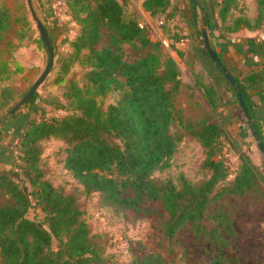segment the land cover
Returning a JSON list of instances; mask_svg holds the SVG:
<instances>
[{
  "label": "trees",
  "instance_id": "trees-1",
  "mask_svg": "<svg viewBox=\"0 0 264 264\" xmlns=\"http://www.w3.org/2000/svg\"><path fill=\"white\" fill-rule=\"evenodd\" d=\"M38 1L47 6L51 0ZM63 2L77 27L75 35L64 42L71 50L55 51V56L66 54L57 63L59 76L52 82L61 86L63 93L60 97L38 100L33 106L19 135L15 156L17 170L31 190L22 189L9 171L0 172V192L8 198L0 205V264H122L117 258L119 254L116 258L105 254L100 236L91 234L77 198L44 179L39 155L42 142L51 137L66 145L65 168L84 194L97 193L110 207L132 211H138L145 200L160 201L166 215L161 223L162 241L168 252L173 250L177 231L186 223L195 234H203L211 246L222 248L226 244L223 233H232V226L223 213L213 214L208 206L224 195L240 196L258 189L260 184L264 185V174L237 144V162L232 171L223 158L222 140L232 139L229 127L233 118L229 110L222 108L223 97L218 87L194 74L193 88L200 90L208 109L203 118L184 117L174 105L182 86L176 62L170 56L160 55V43L149 38L146 28L125 11L121 0ZM214 3L185 0L186 10L179 17L189 24L193 36L202 37L201 30L195 28L197 9L202 14V27L210 31L217 19L213 10L216 8L218 18L224 20L236 0ZM141 6L151 16L175 15L169 10L173 0H141ZM19 19L22 18L12 16L0 4V43L10 25ZM263 25L264 0H257L255 18L251 21L246 16L237 17L231 32H257ZM104 31L108 35L107 45L100 47ZM48 35L52 45L54 38L49 32ZM180 36L172 37L177 42ZM122 44L147 52L127 61ZM83 51L87 84L81 87L67 74ZM202 51L213 63L204 45ZM7 65L0 58V74ZM13 70L22 73L24 69L15 64ZM234 79L252 126L264 145L263 131L252 114L253 95L259 104H264L263 77L252 71ZM228 86L238 104L236 92L229 83ZM112 91H118V98L103 110L96 96ZM37 99L35 92L27 104H34ZM20 113L21 109L4 121ZM1 131L0 151L4 149ZM184 138L196 141L202 148L201 179L191 183L180 175L174 183L155 178V172L169 167L178 143ZM106 171H114L115 177L104 175ZM126 190H131L132 195L123 197L121 192ZM31 206L44 213L42 223L27 216ZM53 239L57 241L56 249L52 248ZM130 264L170 263L160 253L151 252ZM209 264H229V260L221 254L211 257Z\"/></svg>",
  "mask_w": 264,
  "mask_h": 264
},
{
  "label": "rangeland",
  "instance_id": "rangeland-1",
  "mask_svg": "<svg viewBox=\"0 0 264 264\" xmlns=\"http://www.w3.org/2000/svg\"><path fill=\"white\" fill-rule=\"evenodd\" d=\"M31 1L38 18L54 38L53 65L45 80L36 89L38 98L36 102L23 106L17 117L0 121L4 144V149L0 151V172L12 173V178L26 191L31 190L30 186L17 170L15 161L19 135L26 124V117L31 114L38 100L52 96L60 97L63 93V88L53 85L52 82L59 76L57 63L65 58L66 54L55 56V51L56 49L71 50L70 46L64 42L75 35L77 28L70 19L68 9L62 3L50 1L47 6H42L38 0ZM121 1L125 11L136 17L138 22L146 28L149 38L160 43V55L170 56L176 62L182 86L174 98L175 108L184 117L192 120L203 118L208 106L200 90L193 88V76L197 73L203 77L205 83L216 84L223 97L222 108L224 111L229 110L233 118L229 127L232 139L222 140L223 158L232 171L237 162L236 149L241 147L264 174L257 148L250 136L240 107L234 102L235 97L228 89L227 81L204 56L202 37L193 36L189 24L179 17L186 10L185 0H173V6L169 8L172 13H175L172 18L163 14L151 16L142 8L141 0ZM209 1L216 2V0ZM256 1L236 0V4L224 20L218 18V10L215 8L213 13L217 19L210 31L206 30L210 46L211 42L214 44L218 41L230 42L234 45L244 42L249 37L253 40L252 44L263 42L264 40L256 39L255 31L231 32L237 17L246 16L251 21L255 18ZM0 4H4L12 16L22 18L10 25L0 43V58L8 62L5 72L0 74V116H2L5 110L20 99L42 70L46 63V53L26 1L0 0ZM214 5L216 7L215 3ZM197 14L194 20L195 28L202 30V14L198 9ZM173 34L181 35L177 42L174 41ZM107 37V32L104 31L99 43L100 47L107 45ZM121 49L127 61H134L147 52L146 49H138L131 44H122ZM85 54L86 52L83 51L79 59L70 65L67 74L68 77L72 76L71 78L81 87L87 84ZM15 64L23 66L24 71L15 72L13 70ZM35 69L37 74L31 77L30 74L35 72ZM117 98L118 91L96 96L103 110H106L108 104L113 103ZM229 102H233V106ZM56 113L61 114L60 111ZM236 144L237 148H235ZM65 148L66 145L56 138L51 137L42 142L39 165L44 179L77 198L91 234L100 236V241L105 247V254H111L114 258L116 254H119L117 258L122 264H130L133 259L140 260L145 254L151 252L160 253L170 264H209L211 257L221 254L228 258L229 264H264V185L260 184L258 189L240 196L224 195L208 206V210L213 214L223 213L232 226V233H223L226 244L222 248L211 246L203 234H195L189 223H186L177 231L172 245L173 250L168 252L164 247L165 242L162 241L161 223L166 215L161 202L145 200L139 205L138 211H132L110 207L100 200L97 193L84 194L81 186L65 168ZM203 158L200 145L192 139L184 138L178 143L177 150L170 159L169 167L155 172L154 177L176 183L178 177L183 175L191 183H195L203 176L200 167ZM103 174L115 177L114 171H106ZM121 194L123 197H129L132 192L126 190ZM7 201V196L0 192V205ZM27 216L41 223L45 219L44 213L34 206L29 208ZM56 246L57 241L53 239L52 248L56 249Z\"/></svg>",
  "mask_w": 264,
  "mask_h": 264
},
{
  "label": "water",
  "instance_id": "water-1",
  "mask_svg": "<svg viewBox=\"0 0 264 264\" xmlns=\"http://www.w3.org/2000/svg\"><path fill=\"white\" fill-rule=\"evenodd\" d=\"M25 1L27 4V7L29 9L30 16L35 23V26H36L37 32L39 34L40 40H41V42L45 48L46 63L43 66L42 70L38 73L36 78L31 82L29 87L25 90V92L20 97V99H18L16 102H14L7 110H5L4 114L2 116H0V121L11 116L17 110L21 109L23 106H25V104H27V102L30 100V98L33 96V94L36 92V89L38 88V86L45 80L46 76L51 71V68L53 65V49H52V45H51L50 38L48 35V31H47L46 27L44 26V24L38 18L37 14H36L33 6H32V1L31 0H25ZM201 34H202L203 45H204L205 50L207 51L209 58L215 64L217 69L221 72L223 77L227 80V82L229 83V85L233 89V91L236 92L238 105L240 107V110H241V113L244 117V120L248 126L250 136L252 137L253 142L257 148V151H258V154H259L260 160H261V165L264 168V145H263L261 139L259 138V136L257 135L255 129L252 126L251 119L249 117V114H248L247 108L244 104L241 93L239 91H237V89H236L235 79L227 71V69L225 68V66L223 65V63L221 62V60L219 59V57L215 53V51L211 48L206 30L204 28L201 30Z\"/></svg>",
  "mask_w": 264,
  "mask_h": 264
},
{
  "label": "crops",
  "instance_id": "crops-1",
  "mask_svg": "<svg viewBox=\"0 0 264 264\" xmlns=\"http://www.w3.org/2000/svg\"><path fill=\"white\" fill-rule=\"evenodd\" d=\"M242 31H245V29H241L237 32ZM252 42L253 40L249 37L245 39L244 42H238L234 45L230 42L224 43L218 41L214 44L211 42V47L218 55L219 59L221 60L227 71L233 77L242 78L252 71H257L263 77L264 81V41L258 43L254 42L253 44ZM250 44L252 45L250 46ZM222 54L223 56H221ZM212 64L213 66L215 65L214 63ZM235 71L237 73H235ZM35 74H37L36 69L35 72H32L30 74V76L33 77ZM231 105L233 106V104ZM252 114L254 116V119L261 126V130L263 131L264 135V104H259L256 95H253Z\"/></svg>",
  "mask_w": 264,
  "mask_h": 264
},
{
  "label": "built area",
  "instance_id": "built-area-1",
  "mask_svg": "<svg viewBox=\"0 0 264 264\" xmlns=\"http://www.w3.org/2000/svg\"><path fill=\"white\" fill-rule=\"evenodd\" d=\"M57 2V3H62L63 6L65 7L64 5V2L63 0H51V2ZM66 8V7H65ZM139 25L143 26L140 22H139ZM255 37L258 41L260 40H264V25L262 26V28L260 30H258L255 34ZM113 264H118V263H113Z\"/></svg>",
  "mask_w": 264,
  "mask_h": 264
}]
</instances>
